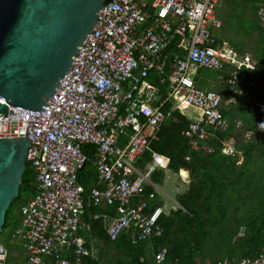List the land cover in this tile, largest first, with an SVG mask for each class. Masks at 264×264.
Instances as JSON below:
<instances>
[{"label": "built area", "instance_id": "obj_1", "mask_svg": "<svg viewBox=\"0 0 264 264\" xmlns=\"http://www.w3.org/2000/svg\"><path fill=\"white\" fill-rule=\"evenodd\" d=\"M221 2L106 0L41 108L7 105L5 116H0V138L29 139L26 164L36 182L29 203L20 206L21 223L12 232L27 264H80L92 254L93 245L80 234L84 207L78 172L89 160L81 149L85 144L96 149L91 164L98 185L91 188L90 199L98 206L116 205L117 215L106 224L110 239L126 229L134 230L133 244L159 234L157 220L165 204L145 213L146 201L133 205L132 198L146 183L158 190L150 175L163 164V156L151 150V160L142 168L138 159L150 150V141L173 112L188 121L183 135L190 146L210 151L200 142L227 130L230 122L221 112L222 95L199 87L193 75L200 68L220 70L228 63L233 70L227 84L235 93L241 68L252 69L248 55L239 56L227 44L214 45ZM256 16L264 18L263 5ZM173 40L176 52L168 53ZM165 252H155L157 262ZM7 256L0 242V264ZM196 264H264V251L252 258Z\"/></svg>", "mask_w": 264, "mask_h": 264}, {"label": "trees", "instance_id": "obj_2", "mask_svg": "<svg viewBox=\"0 0 264 264\" xmlns=\"http://www.w3.org/2000/svg\"><path fill=\"white\" fill-rule=\"evenodd\" d=\"M224 12L219 14L221 27L215 46L227 44L239 56L248 55L252 69L242 67L236 92L229 90L228 77L233 66L225 63L220 70H214L209 77H203L207 70L200 68L193 75L201 88L216 87L222 95L221 112L230 122L227 130H217L213 136L202 140L211 148L193 149L183 131L188 121L177 112L167 118L166 123L156 132V139L150 141V150H146L138 159L137 165L143 167L151 160V150L163 156V164L150 175L151 181H160L163 170H170L178 176L179 169L188 171L190 181L185 191L175 196L172 206L163 208L157 223L159 234L154 233L148 240L133 244L130 240L134 230L126 229L115 239L106 232L108 218L117 215L116 205H95L89 197L93 186L98 185V174L91 164L96 158V149L85 144L82 151L89 160L78 172V182L82 187L83 207L80 234L87 245H93L92 254L81 258L80 264H196L205 260L215 261L224 257L252 258L264 251V90L254 91L250 100L246 98V81L252 74L264 71V18L256 16L257 8L264 0H222ZM252 36L251 44L246 41ZM176 40L168 46V53L176 52ZM249 45L250 48H246ZM235 96L239 105L231 110L227 97ZM259 104L261 109H255ZM168 108V104H164ZM254 107V108H253ZM238 122V127L233 124ZM240 135L244 144H234L241 152L242 160L237 163L236 154L226 155L221 151L230 136ZM189 160H185V156ZM36 189L35 177L26 164L18 188V196L13 198L5 213L0 242L10 250L21 245L12 232L20 223V206L29 203ZM152 194V197L149 195ZM132 198V204L144 200L145 213H151L155 207L165 204V195L151 184H144L141 194ZM94 214H106L107 217L94 218ZM245 227L239 235V228ZM165 248V256L157 262L154 255ZM23 250L21 251L22 255ZM4 264H10L9 256ZM19 264H27L26 258ZM47 264H54L48 260Z\"/></svg>", "mask_w": 264, "mask_h": 264}, {"label": "water", "instance_id": "obj_3", "mask_svg": "<svg viewBox=\"0 0 264 264\" xmlns=\"http://www.w3.org/2000/svg\"><path fill=\"white\" fill-rule=\"evenodd\" d=\"M106 0H0V116L40 109ZM29 139L0 138V233L26 168Z\"/></svg>", "mask_w": 264, "mask_h": 264}, {"label": "rangeland", "instance_id": "obj_4", "mask_svg": "<svg viewBox=\"0 0 264 264\" xmlns=\"http://www.w3.org/2000/svg\"><path fill=\"white\" fill-rule=\"evenodd\" d=\"M224 12V5L223 2H221L220 8H219V14ZM252 36L248 37V39L246 41H248L250 44L252 42ZM246 48H250L249 45L246 46ZM214 70L211 69H207L202 75L203 77H209V75L213 74ZM246 85H247V94H246V98H248L250 100V96L253 95L256 91H262L264 90V71L262 72H256L254 74H252V77L249 80L246 81ZM211 89H216L215 86H211ZM226 102L230 103L231 106V110L235 111L236 108L239 105V100L237 97L232 96V97H227ZM254 108V107H253ZM255 109H261L260 105L257 104L255 106ZM192 110H188V113H191ZM235 128H237L238 126H234ZM246 140H244L242 138V136L237 135V136H230V138L224 143L223 148L226 150L225 152H223V154L226 155H231V154H236L238 157V161L237 163H240L242 160L241 157V152L239 150L235 149L234 144H244ZM222 148V149H223ZM180 171L178 172V175L180 177H182L180 175ZM161 179L159 182H157L155 185L157 187L158 190H161L162 192H164L168 197H164V201L166 203V207H170L172 206L174 203H176L175 201V196L178 193H181L183 191H185V189L187 188V184L190 181V176L186 173V177L183 179L178 178V176L176 174H174L172 171L170 170H163L162 173L160 174ZM138 196H134V198H137ZM168 209V208H167ZM244 230L245 227L241 226L239 228V235L244 234ZM5 239V237L2 236V234L0 235V241ZM9 243L11 244V248L8 251V256L10 259V264H19L22 262L23 260V256H25V253L23 252L24 255H22L21 251L23 250L22 247L20 249V247L18 246L17 248L14 247V243L12 240L9 241ZM26 258V256H25Z\"/></svg>", "mask_w": 264, "mask_h": 264}, {"label": "bare ground", "instance_id": "obj_5", "mask_svg": "<svg viewBox=\"0 0 264 264\" xmlns=\"http://www.w3.org/2000/svg\"><path fill=\"white\" fill-rule=\"evenodd\" d=\"M180 175L183 177V179L186 177V172H185V170H183V169H181L180 170Z\"/></svg>", "mask_w": 264, "mask_h": 264}, {"label": "clouds", "instance_id": "obj_6", "mask_svg": "<svg viewBox=\"0 0 264 264\" xmlns=\"http://www.w3.org/2000/svg\"><path fill=\"white\" fill-rule=\"evenodd\" d=\"M260 129L264 130V123H261Z\"/></svg>", "mask_w": 264, "mask_h": 264}, {"label": "crops", "instance_id": "obj_7", "mask_svg": "<svg viewBox=\"0 0 264 264\" xmlns=\"http://www.w3.org/2000/svg\"><path fill=\"white\" fill-rule=\"evenodd\" d=\"M182 169V168H181ZM184 170V169H183ZM185 172H186V170H185ZM182 179V178H181ZM165 203V202H164ZM165 209H167V207H166V203H165Z\"/></svg>", "mask_w": 264, "mask_h": 264}]
</instances>
